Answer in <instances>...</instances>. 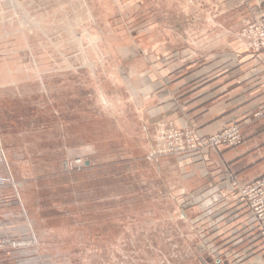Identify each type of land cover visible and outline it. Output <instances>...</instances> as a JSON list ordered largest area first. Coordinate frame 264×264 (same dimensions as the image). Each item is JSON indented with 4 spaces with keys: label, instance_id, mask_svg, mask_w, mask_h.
<instances>
[{
    "label": "rangeland",
    "instance_id": "rangeland-1",
    "mask_svg": "<svg viewBox=\"0 0 264 264\" xmlns=\"http://www.w3.org/2000/svg\"><path fill=\"white\" fill-rule=\"evenodd\" d=\"M229 1L0 0V264H216L180 156L121 130L163 70L252 54Z\"/></svg>",
    "mask_w": 264,
    "mask_h": 264
},
{
    "label": "crops",
    "instance_id": "crops-1",
    "mask_svg": "<svg viewBox=\"0 0 264 264\" xmlns=\"http://www.w3.org/2000/svg\"><path fill=\"white\" fill-rule=\"evenodd\" d=\"M229 2L235 5H228L231 12L237 9L246 17L264 15V0ZM185 61L179 69L170 66L163 70L162 80L156 78L157 82L148 75L152 83L147 101L143 108H137L133 119L141 129L137 127L132 135L122 129L121 134L152 143L145 153L152 160L150 153L154 151L160 123L189 127L205 136L229 123L240 122V145L174 158L180 169L174 191L185 197L181 204L188 200L185 208L195 206L191 209L192 221L201 239L200 253L213 254L216 264H264V239L256 232H241L248 208L223 200L233 180L244 186L264 178V53L197 59L188 56ZM201 202L218 206L210 209L207 217L198 207Z\"/></svg>",
    "mask_w": 264,
    "mask_h": 264
},
{
    "label": "built area",
    "instance_id": "built-area-1",
    "mask_svg": "<svg viewBox=\"0 0 264 264\" xmlns=\"http://www.w3.org/2000/svg\"><path fill=\"white\" fill-rule=\"evenodd\" d=\"M240 38L246 49L252 54L264 53V15L248 20L241 29ZM259 115H262L259 113ZM242 143V125L240 122L229 123L210 135H200L189 127L176 128L169 123H162L158 129L155 148L151 156L177 155L190 156L221 147H236ZM245 204L248 216L241 232L256 235L264 239V178L241 186L233 180L223 200ZM217 203L201 202L199 207L206 216L210 209H217ZM239 234V233H238ZM1 247V242H0Z\"/></svg>",
    "mask_w": 264,
    "mask_h": 264
}]
</instances>
